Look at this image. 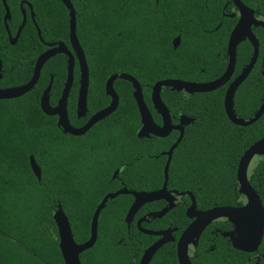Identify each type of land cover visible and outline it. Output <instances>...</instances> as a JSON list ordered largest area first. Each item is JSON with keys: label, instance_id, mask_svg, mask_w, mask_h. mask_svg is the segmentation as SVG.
<instances>
[{"label": "flooded vegetation", "instance_id": "af4514ba", "mask_svg": "<svg viewBox=\"0 0 264 264\" xmlns=\"http://www.w3.org/2000/svg\"><path fill=\"white\" fill-rule=\"evenodd\" d=\"M237 1L250 10V17L254 21L264 22V14L260 12L261 5H256L255 0H248V2L252 1V6L247 5V0ZM60 5L62 7L60 13L42 4L35 12L31 4L20 1L18 3V16L19 25L24 17V25L28 21L33 27L34 24L37 26V20L42 27L56 25L66 27L65 39L63 40H52L50 37L43 40L39 35L40 39L38 37L37 39L42 51L38 55L50 48L47 46L48 44H54L53 46H55L56 43H62L72 56V81L66 99L65 114L69 126L73 129L83 127L94 114L109 105L110 97L105 93L104 84L112 74H125L137 82L152 123L157 127H161V118L153 109L150 101V93L156 83L164 80H177L195 84L212 82L225 73L230 63L228 39L239 19L238 7L233 0H132L130 5L132 10L131 20L128 22L131 25L129 51L123 42L118 47V59L122 65L123 59L127 61L124 64L126 68L108 75L103 83L102 95L90 88L88 68L90 54L82 50L75 32L88 78L85 110L78 112L77 98L81 69L69 45L68 10L61 2ZM85 8L82 25L86 28L84 37H87L91 24L89 4H86ZM72 9L76 28L79 21L73 6ZM121 22L119 21V24ZM248 27L249 33L234 48L232 69L222 86L211 92L192 94L183 90L175 91L171 90L170 87L161 86L159 97L162 104L165 106L161 98L162 90H167L168 93H179L184 97L193 94H209L221 90V113L225 120L230 123L223 109L224 93L230 84L234 83L243 72H246L234 91L232 110L237 119L242 121L251 119L260 107L264 97V29L255 26L253 22H249ZM45 34L48 36L52 33H50V30H46ZM55 56L64 57L65 67L58 91L52 93L53 95L51 94L53 75L50 72L47 73L48 79L45 87L50 83L48 92V105L50 108L57 106L66 78V55L57 54L53 57ZM36 58L27 78L19 73V70H14L12 67H9L6 71L2 70L0 64V89L19 87L26 84L32 76ZM3 74L7 77L6 81H2ZM45 87L40 95L35 97L38 108L39 98ZM113 91L118 100L114 88ZM251 92H254L256 102L253 107L248 100H245V98L250 97ZM143 93H148V102H145ZM51 95L54 96L53 102ZM236 97L241 98L243 101L235 102ZM165 108L169 115V124L174 128L163 137L151 133L138 135L137 131L141 126L138 112L137 127L133 133L125 134L120 131L97 130L100 127L99 123L106 121L115 112V109L111 114L94 123L80 136L63 134L56 125L57 116L47 115V117L53 119L54 127L59 133L68 136L66 140L70 157L68 167L70 170L72 168V172L70 171L72 175L69 176L71 178L66 179L65 182L62 181V184L55 185L57 199H61L62 196H65L64 199L75 198L79 195H76L75 188L82 186L84 188L82 199H99L92 209V216L101 199L119 191L125 192L117 194L113 198H107L108 200L98 214L96 240L94 242L95 244L99 235V217L102 215V219L112 220L115 226L109 233H104L102 236L107 234L103 239L107 250L115 253L121 264H139L145 250L161 239L169 240L163 242L155 250L147 264H177V242L181 234L195 220L196 213L206 212L214 208L240 210L247 203V197L239 192V184L235 177L236 167L233 178L227 177L226 179L225 176L218 175V166L207 162L208 150H203V144L200 148V137L203 134L199 132L188 134L185 132V127L192 125L195 119L181 114L175 117L170 114L166 106ZM217 113L219 114V111ZM263 114L264 112L258 119ZM181 117H184L182 121L180 120ZM94 127H96V130ZM176 127H180L181 132ZM93 128L94 130H92ZM190 135L196 136V139H186V136ZM206 135L214 136L215 134L208 133ZM124 139L128 140L126 143L128 147L125 150L122 148ZM175 143L176 145L170 153L166 168V180H164L167 153ZM187 144L194 146V148H187ZM178 145H180V149L176 150ZM123 152L126 154L123 155ZM79 169L84 172L83 182L74 178L75 172ZM194 170H197L196 180L190 179L187 175ZM171 172L172 174H170ZM245 177L248 185L257 195L264 214V152L256 154L250 159ZM164 182V196L162 198L142 204L128 222L124 220L126 212L134 199L130 192L150 193L159 191L162 189ZM212 186L215 189H209ZM70 193H73L71 197ZM122 199H130L123 214H121ZM164 209L167 210L160 217L152 216ZM161 232H168V234L162 236ZM243 241L237 221L234 218L220 216L206 224L198 234L190 239L186 246V256L190 264H264V226L261 237L256 242ZM171 255L174 258L173 261L170 260ZM167 256L169 260L166 259Z\"/></svg>", "mask_w": 264, "mask_h": 264}, {"label": "trees", "instance_id": "16d2710c", "mask_svg": "<svg viewBox=\"0 0 264 264\" xmlns=\"http://www.w3.org/2000/svg\"><path fill=\"white\" fill-rule=\"evenodd\" d=\"M4 1L9 11L6 27L11 37L15 35L19 26L20 1L31 4L35 12L40 4L49 6V9L58 13L62 11L58 0ZM69 2L75 9L79 21L75 32L80 46L84 52L90 54L88 59L90 88L102 95L103 83L108 75L126 68L124 64L127 61L123 59L122 65L118 59V47L123 42L127 50L129 49L131 25L128 22L131 20L132 0H69ZM254 3L261 5L260 12L264 14V0H255ZM86 4H89L91 24L88 36L84 37L86 28L82 25V17ZM247 5L252 6V1L247 0ZM3 15L4 10L0 2L1 69L6 71L12 67L27 78L34 59L42 51L36 31L27 21L15 44L10 45L2 23ZM119 21L122 22L119 24ZM36 24L41 39L47 40V37L52 40L65 39L64 25L42 27L37 20ZM46 30H50L52 34L46 36ZM64 67V57L55 56L49 59L42 66L37 83L31 91L17 99L0 100V264H63L57 248L56 228L51 218L57 206H60L67 218L75 243L84 242L88 236L91 212L99 199H82L84 194L82 186L75 188L76 195H79L73 199H64L65 196L60 197L61 199L56 198L55 185L62 184V181L65 182L72 175V168L70 170L68 167L70 159L66 142L68 136L59 133L54 127L53 119L41 113L35 100L45 87L49 72L53 75L51 94L58 91ZM6 80L7 77L3 74L2 81ZM113 88L118 96L117 108L106 121L99 123L100 127L97 130L133 133L137 127L138 115L131 97L132 88L129 83L120 80L113 83ZM143 96L145 102H148V93H143ZM221 96V90L186 97L175 92L168 93L167 90L161 92L162 101L171 115L177 117L181 114L195 119L192 125L185 127V132L203 134L200 137V148L203 144V150H208L207 162L218 166V175L227 179L233 178L240 154L264 135V114L250 126H234L225 120L221 113ZM245 100L253 107L256 104L254 92ZM238 101L243 100L236 97L235 102ZM94 128L96 130V127ZM208 133L215 135H206ZM187 138L195 140L196 136L190 135L186 136ZM127 141L123 140V150L128 147ZM186 147L194 148L190 144ZM179 149L180 145L176 150ZM125 154L123 152V155ZM29 156L33 157L40 168L39 181L29 169ZM261 173L262 171L260 175ZM187 175L190 179L196 180L197 170ZM74 178L83 182L82 169L75 172ZM209 189L215 188L212 186ZM72 195L73 193H70V197ZM122 200L121 214L125 212L130 202V199ZM114 226L112 220L102 219V215L99 217L97 241L93 247L79 254L80 264H121L118 256L107 250L103 240L107 234L102 236L109 233ZM166 259L169 260V257ZM170 260H174L172 255Z\"/></svg>", "mask_w": 264, "mask_h": 264}, {"label": "water", "instance_id": "95a60500", "mask_svg": "<svg viewBox=\"0 0 264 264\" xmlns=\"http://www.w3.org/2000/svg\"><path fill=\"white\" fill-rule=\"evenodd\" d=\"M58 1H60L62 5H64V7L68 10L67 29H68L69 45L72 51L74 52L76 56V60L78 62V66L81 69V75H80V80H79L80 88L78 91V98H77V111L78 112L84 111L88 78H87L86 65H85V62L82 56V52H81L80 46L75 37L74 11L72 9V6L69 0H58ZM233 1L238 7L239 19L229 35L228 52L230 56V63L225 73L222 76H220L218 79L212 82H208V83L195 84V83L180 82L177 80H164V81L156 83L153 89L151 90L150 101L152 103L153 109L156 111V113L161 118V122H162L161 127H157L152 123L151 117L143 102L142 94H141V91H140V88L137 82L128 75L116 73V74L110 75L106 79L105 84H104L105 93L106 95L110 97L109 105L106 108L94 114L83 127L79 129L71 128L66 118L65 105H66L68 91H69V88L71 86V81H72L73 59L70 53L66 50V48L64 47L62 43H56L55 46H53L54 44H48L47 46L50 48L45 50L44 52H42L40 55L37 56L34 66H33L32 76L29 79V81L26 84L19 86V87L0 89V100L15 99L27 93L34 86L38 78L40 69L42 65L45 63V61L53 57L54 55L64 54L67 57L66 78H65L63 90L61 92L57 106L55 108H50L48 105V92L50 89V83L45 87L44 91L42 92L39 98L40 111L46 116L47 115L57 116L56 125L61 129L63 134H70L72 136H80L84 134L88 130V128H90L94 123H96L97 121L111 114L116 109L117 104H118V100H117L116 94L113 91L112 84L115 80H124L130 83L133 89L132 98H133V101L135 103V106H136V109H137V112L140 118L139 121H140L141 126L138 129L137 134L139 135V134H144V133H151L155 136L163 137L174 127L170 126L168 112L160 100V97H159L160 87L161 86L170 87L171 90H175V91L183 90L189 94L206 93V92H211L219 88L226 82L227 78L229 77V74L231 72L232 65H233L234 48L237 45V43L240 40H242V38L245 35L249 33V27H248L249 22H253L255 26H260L261 28L264 29V22L254 21L250 17V14H251L250 10L246 9L237 0H233ZM0 2L4 10V15L2 17V23L6 31L7 39L10 45H14L19 36L21 29L23 28L24 17L22 18L20 25L17 27L15 35L11 37L6 27V21L9 19V11L5 4V1L0 0ZM30 12H31V8H30ZM34 28L36 30L38 39H40L39 30L35 24H34ZM245 74L246 72H243L242 75L238 79H236L234 83L230 84L227 87L224 93V97H223V109H224L227 119L230 121V123L236 126H241V127H245V126L252 124L264 112V97H263L260 107L258 108L257 112L254 114V116L251 119L247 121H242L240 119L235 118L233 110H232L233 94L238 84L244 78ZM183 119L184 117L180 118L181 121ZM176 128L179 129V131L181 132L182 129L180 127H176ZM178 140L176 141V143L178 142ZM176 143L173 144L169 148L168 153H167V161H166V165L164 168V180H166V168L169 162L170 153L172 149L175 147ZM262 152H264V136L258 139L257 141L253 142L251 145H249L243 151V153L240 155L237 161L235 177H236V181L239 184L240 194L247 197L246 205L240 210L230 209V208H214L206 212L196 213L195 220L181 234L177 242V245H176L177 264H190L186 256V246L188 242L193 236L198 234V232L206 224H208L213 219L218 218L220 216L234 218L237 221L240 227V230H241L242 241L244 239L243 242L253 243V242H256V240L260 239L261 234H262V229L264 226V214L260 206V202L258 200L257 195L255 194V192L252 190V188L248 185L246 181L245 172H246V168H247V165L250 159L254 155L260 154ZM28 166L30 168L31 173L36 178V180H39L40 171L32 156L28 157ZM164 187H165V182L162 186V189L159 191L150 192V193L130 192V194L134 196V199L126 212L124 220L128 222L133 216V214L137 211V209L142 204L156 201V200H159V198H162L164 196L163 194ZM123 192L124 191H119L114 194H110L100 200V202L95 207L92 213L91 219H90L88 239L79 244H76L73 241L67 218L63 214L60 206H57L56 210L52 212L51 218L56 228L57 240H58L57 248L59 250L60 257H61L63 264H80V261L78 259L79 254L82 253L83 251L90 249L96 240L98 214L100 210L104 207L105 202L108 200L107 198H113L117 194H120ZM166 210L167 209H164L163 211L153 214L152 216L160 217ZM160 234L164 236L168 234V232L166 233L161 232ZM168 240L169 239H161L159 240V242L155 243L153 246L145 250L143 256L141 257L139 264H147V262L150 260L155 250L163 242H167ZM240 246L242 247V245Z\"/></svg>", "mask_w": 264, "mask_h": 264}, {"label": "rangeland", "instance_id": "374dc122", "mask_svg": "<svg viewBox=\"0 0 264 264\" xmlns=\"http://www.w3.org/2000/svg\"><path fill=\"white\" fill-rule=\"evenodd\" d=\"M78 143V142H77ZM124 144V143H123Z\"/></svg>", "mask_w": 264, "mask_h": 264}]
</instances>
